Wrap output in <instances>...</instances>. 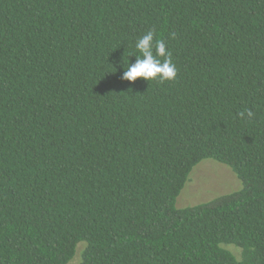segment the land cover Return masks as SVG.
<instances>
[{
	"label": "trees",
	"instance_id": "16d2710c",
	"mask_svg": "<svg viewBox=\"0 0 264 264\" xmlns=\"http://www.w3.org/2000/svg\"><path fill=\"white\" fill-rule=\"evenodd\" d=\"M149 30L175 79L122 80ZM75 257L264 264V0H0V264Z\"/></svg>",
	"mask_w": 264,
	"mask_h": 264
},
{
	"label": "rangeland",
	"instance_id": "374dc122",
	"mask_svg": "<svg viewBox=\"0 0 264 264\" xmlns=\"http://www.w3.org/2000/svg\"><path fill=\"white\" fill-rule=\"evenodd\" d=\"M240 186L235 173L226 165L205 159L193 169L182 193L178 197L179 206L211 200L212 198L236 190ZM82 244H79L81 247ZM78 260L75 257L73 264Z\"/></svg>",
	"mask_w": 264,
	"mask_h": 264
},
{
	"label": "clouds",
	"instance_id": "9594fccd",
	"mask_svg": "<svg viewBox=\"0 0 264 264\" xmlns=\"http://www.w3.org/2000/svg\"><path fill=\"white\" fill-rule=\"evenodd\" d=\"M170 37L174 38L175 33ZM135 48L139 51L140 57H137L133 63L127 64V68L122 72L121 79L128 82H135L137 78L174 80L177 74L176 65L171 58V52L167 49L164 40L154 42V33L149 30L135 42ZM163 59H160V58ZM241 116L244 113H240ZM247 115L251 117L253 113L249 110Z\"/></svg>",
	"mask_w": 264,
	"mask_h": 264
}]
</instances>
